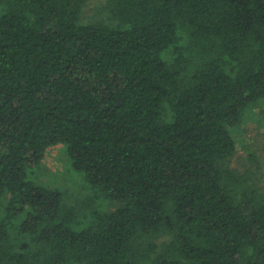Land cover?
Wrapping results in <instances>:
<instances>
[{"label":"trees","instance_id":"1","mask_svg":"<svg viewBox=\"0 0 264 264\" xmlns=\"http://www.w3.org/2000/svg\"><path fill=\"white\" fill-rule=\"evenodd\" d=\"M91 1L0 0V264H264L260 165L231 166L264 0ZM60 144L114 207L80 230L30 179Z\"/></svg>","mask_w":264,"mask_h":264},{"label":"rangeland","instance_id":"2","mask_svg":"<svg viewBox=\"0 0 264 264\" xmlns=\"http://www.w3.org/2000/svg\"><path fill=\"white\" fill-rule=\"evenodd\" d=\"M104 4L105 0H92L85 9L86 21L102 19ZM233 135L238 150L231 160V166L239 172L248 169L255 172L258 162L260 168L255 178L259 187L264 189V104H258L250 110L243 123L234 128ZM30 179L39 185L61 190L67 204L77 207L78 216L73 225L75 230H80L90 222L86 211L88 208L91 211L114 210L113 205L102 195L95 197L84 175L72 168L65 145L50 147L41 165L30 170ZM89 199L92 202H88Z\"/></svg>","mask_w":264,"mask_h":264}]
</instances>
